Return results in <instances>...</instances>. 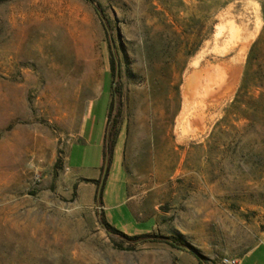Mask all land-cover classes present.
<instances>
[{"label": "rangeland", "instance_id": "rangeland-1", "mask_svg": "<svg viewBox=\"0 0 264 264\" xmlns=\"http://www.w3.org/2000/svg\"><path fill=\"white\" fill-rule=\"evenodd\" d=\"M94 1L103 19L87 0H0V264L241 262L264 232V0ZM232 61L230 94L194 96ZM187 111L203 124L177 134ZM102 214L198 255L120 249Z\"/></svg>", "mask_w": 264, "mask_h": 264}, {"label": "bare ground", "instance_id": "bare-ground-1", "mask_svg": "<svg viewBox=\"0 0 264 264\" xmlns=\"http://www.w3.org/2000/svg\"><path fill=\"white\" fill-rule=\"evenodd\" d=\"M232 62L235 63L234 61H232ZM231 63H229V64H231ZM236 64H238V63H235L232 66L229 65V67H227V68L224 67L223 65H217V66L213 67L212 69H210L211 71L206 73L205 77H202L203 79L198 77L199 79L195 82V84H192V85H194V89H193L194 96L198 97V99H200L201 101H207L208 106H211V105H214L215 103L219 102L220 99L224 98L226 95L230 94L232 92L233 85H235L234 83L236 82V79H237L238 66L236 67ZM188 83L190 86L191 85L190 81ZM189 99H191V98H189ZM198 105L200 106L201 104H198ZM187 107L185 109H187ZM200 108H201V106H200ZM196 109H195V111H196ZM201 114L197 115V116L195 115L194 117L191 118L190 117L191 112L187 111V113H185L183 116H180V118L177 121V128H176V131L178 132L177 134H180V135L187 134V131L189 130L190 125L193 123L197 126L202 125L204 119L202 116L203 114L202 115ZM141 127H142V124H141ZM143 128H144V125H143L142 129ZM177 136H179V135H177Z\"/></svg>", "mask_w": 264, "mask_h": 264}, {"label": "trees", "instance_id": "trees-1", "mask_svg": "<svg viewBox=\"0 0 264 264\" xmlns=\"http://www.w3.org/2000/svg\"><path fill=\"white\" fill-rule=\"evenodd\" d=\"M91 3H93L95 5V8L96 10L99 12V15L100 17L102 18L103 16V9H102V6L101 4H99L98 2H95L94 0H87ZM103 19V18H102ZM116 70V61L113 59V58H110V71L111 72H105L104 73V81H103V87H102V91L105 89L106 87V79L105 77L108 75L109 78L110 76H114V72ZM108 87L111 88L112 87V83H111V80L108 81ZM115 89V92L117 91V88H114ZM242 89V86L239 88V90ZM111 109H112V102H110V105L108 107V110H107V113H106V119L109 120L110 119V114H111ZM116 119L113 121L114 123H116ZM110 132V135L111 136H115L116 135V131L114 128H110L109 130ZM113 140H112V145H113ZM112 145L110 147V150H109V155L112 154ZM104 151H103V156H104ZM56 167V166H55ZM88 182H92V183H95L97 184L98 181L97 180H93V181H88ZM99 199H101V195L100 196H97V202H99ZM100 223L103 225V227L106 229V231L108 233H111L113 236H119L122 238V243H127V246L126 247H122V244L121 243H115V245L117 247H119L120 249H123V250H133L135 249L136 245L138 243H146V242H151V243H155V242H162V243H165L166 245H169L170 247L172 248H176V249H182L184 250L185 248H188V244L187 242L182 239L181 237L179 236H170V237H166V238H161L160 236H157V235H153V234H150V233H143V234H136V235H132V236H129V235H126L124 234L123 232L119 231L118 229L114 228L111 224H109L103 214L100 218Z\"/></svg>", "mask_w": 264, "mask_h": 264}, {"label": "crops", "instance_id": "crops-1", "mask_svg": "<svg viewBox=\"0 0 264 264\" xmlns=\"http://www.w3.org/2000/svg\"><path fill=\"white\" fill-rule=\"evenodd\" d=\"M92 122L93 121L87 122V124L85 125L84 132H83L84 136L87 135V133H89L88 132V125H89V123L92 125ZM103 128L104 127L102 125L101 137H100L101 143L103 141V131H104ZM102 146H103V144H102ZM101 171H102V164L99 168L93 169V171L90 173V175H88L86 177H80V176L79 177L86 180V181L97 180L99 178V176L101 175ZM260 250L264 251V232H263V235H262V238L260 239V241L246 255H244V257L249 256V255L252 256L253 254H255L256 252H258ZM243 258H242L240 264H242Z\"/></svg>", "mask_w": 264, "mask_h": 264}, {"label": "built area", "instance_id": "built-area-1", "mask_svg": "<svg viewBox=\"0 0 264 264\" xmlns=\"http://www.w3.org/2000/svg\"><path fill=\"white\" fill-rule=\"evenodd\" d=\"M222 264H240V261L237 258H224Z\"/></svg>", "mask_w": 264, "mask_h": 264}, {"label": "water", "instance_id": "water-1", "mask_svg": "<svg viewBox=\"0 0 264 264\" xmlns=\"http://www.w3.org/2000/svg\"><path fill=\"white\" fill-rule=\"evenodd\" d=\"M113 86H114V84H113ZM105 172H106V167L104 168V171H103L102 181H103V178H104V176H105ZM102 181H101V184H100L99 189H98V196H99V194L101 193ZM188 249L191 250V251H192L193 253H195L196 255H198V253L194 250L193 247H188Z\"/></svg>", "mask_w": 264, "mask_h": 264}]
</instances>
